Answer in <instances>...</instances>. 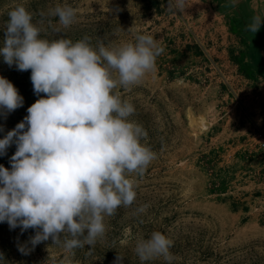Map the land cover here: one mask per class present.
Here are the masks:
<instances>
[{
    "label": "rangeland",
    "instance_id": "obj_1",
    "mask_svg": "<svg viewBox=\"0 0 264 264\" xmlns=\"http://www.w3.org/2000/svg\"><path fill=\"white\" fill-rule=\"evenodd\" d=\"M249 1L232 7L228 0H185L177 12L168 0H0V46L9 11L23 4L49 41L87 36L93 47H118L147 34L164 49L138 84L115 89L135 109L128 119L147 133L141 143L156 154L142 176L131 175L133 204L105 216L94 246L71 252L62 235L60 244L42 242L23 255L17 244L35 230L21 234L0 223L3 264H114L117 254L123 264H168L135 253L137 240L153 231L172 241L171 264H264V148L257 136L264 135V61H255L264 28L246 31ZM64 5L76 9L68 27L49 15ZM30 75L0 56V76L24 98L22 107L0 116V139L39 98ZM15 151L12 144L0 165L10 169Z\"/></svg>",
    "mask_w": 264,
    "mask_h": 264
},
{
    "label": "clouds",
    "instance_id": "obj_2",
    "mask_svg": "<svg viewBox=\"0 0 264 264\" xmlns=\"http://www.w3.org/2000/svg\"><path fill=\"white\" fill-rule=\"evenodd\" d=\"M238 2L228 0L232 7ZM168 8L182 11L185 0H168ZM49 15L68 27L76 9L56 6ZM262 22L254 15L246 31L255 34ZM163 51L147 34L118 47H93L87 36L77 42L49 41L41 38V28L23 4L9 11L0 56L10 68L30 70L39 97L0 139V156L16 145L10 169L0 165V223L10 230L19 227L21 234L35 230L17 244L21 254L49 240L60 244L62 235L68 252L91 248L105 233V216L133 204L137 193L131 175L142 176L156 154L141 143L147 133L128 119L135 109L115 89L138 84ZM23 103L14 84L0 76V116L6 119ZM171 246L166 235L153 231L137 240L135 253L141 261L163 257L171 264ZM114 264H123V257L117 254Z\"/></svg>",
    "mask_w": 264,
    "mask_h": 264
},
{
    "label": "crops",
    "instance_id": "obj_3",
    "mask_svg": "<svg viewBox=\"0 0 264 264\" xmlns=\"http://www.w3.org/2000/svg\"><path fill=\"white\" fill-rule=\"evenodd\" d=\"M261 1L264 3V0H254V3H252L253 0H252V2L249 1L251 9H249L248 14H249L250 19H252V17L254 15H260L262 17V19H264V7L261 5L262 3H258ZM260 5H261V7H260ZM235 10L241 12V9L239 10L238 8L237 9L235 8ZM261 28H264V22H262ZM257 43L263 44V46H262V50L256 51V54H255L256 60L255 61H257L256 63H258V62L263 63V61H264V35H261L260 39H257ZM263 77H264V73H263Z\"/></svg>",
    "mask_w": 264,
    "mask_h": 264
},
{
    "label": "built area",
    "instance_id": "obj_4",
    "mask_svg": "<svg viewBox=\"0 0 264 264\" xmlns=\"http://www.w3.org/2000/svg\"><path fill=\"white\" fill-rule=\"evenodd\" d=\"M257 136L259 137V147L264 148V135L258 132Z\"/></svg>",
    "mask_w": 264,
    "mask_h": 264
},
{
    "label": "trees",
    "instance_id": "obj_5",
    "mask_svg": "<svg viewBox=\"0 0 264 264\" xmlns=\"http://www.w3.org/2000/svg\"><path fill=\"white\" fill-rule=\"evenodd\" d=\"M241 25H245V21L241 20ZM232 30H236V29H233ZM239 62V61H238ZM245 71V70H244ZM246 74V77L249 78V77H252V73H245Z\"/></svg>",
    "mask_w": 264,
    "mask_h": 264
}]
</instances>
